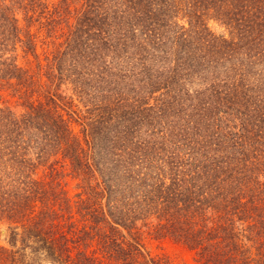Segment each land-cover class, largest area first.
<instances>
[{
  "label": "trees",
  "instance_id": "1",
  "mask_svg": "<svg viewBox=\"0 0 264 264\" xmlns=\"http://www.w3.org/2000/svg\"><path fill=\"white\" fill-rule=\"evenodd\" d=\"M1 230L0 264H264V0H0Z\"/></svg>",
  "mask_w": 264,
  "mask_h": 264
},
{
  "label": "rangeland",
  "instance_id": "2",
  "mask_svg": "<svg viewBox=\"0 0 264 264\" xmlns=\"http://www.w3.org/2000/svg\"><path fill=\"white\" fill-rule=\"evenodd\" d=\"M56 0H53V2ZM45 20H42V25L38 23H34L31 27V33L34 36L35 44H36V53L38 54V60L43 59L44 56V50H46V44L47 41L44 40L45 37V29L43 23ZM211 28L216 33H222L223 30L214 23H210ZM64 31V29H63ZM58 35V33H57ZM61 41V39H60ZM56 43V41L54 40ZM58 42V41H57ZM48 45V44H47ZM45 48V49H44ZM22 65L28 69V73L31 74V76L34 78L36 84H32L27 89V96L28 98H31V100L36 101H45V98L48 96L46 94L49 89V85L46 83V79L42 76H40V70L38 69V66H36V60L33 59V57H28L27 61H21ZM43 63V61H41ZM37 83H40L42 88L37 86ZM38 88V89H36ZM4 96L9 101H12V97L8 95V91H5ZM59 110L64 117L68 121V125L71 129V131L74 134H77L79 131L78 124L76 123L75 116L70 114L68 110L65 108ZM57 170L60 174L58 178L61 179L62 184L64 185L65 189L68 191V194L73 196L80 192V183L79 179L70 173V171L65 167V165L57 164ZM3 232V233H1ZM0 232V238H3L5 235V230H1ZM140 241L142 250L145 254H149L151 257L154 258H163L164 260H167L171 264H200L198 263V259L195 256L193 251H190L186 247H184L181 244H178L168 238H155L153 236L148 235L145 232L140 233ZM135 264H138L135 263Z\"/></svg>",
  "mask_w": 264,
  "mask_h": 264
},
{
  "label": "water",
  "instance_id": "3",
  "mask_svg": "<svg viewBox=\"0 0 264 264\" xmlns=\"http://www.w3.org/2000/svg\"><path fill=\"white\" fill-rule=\"evenodd\" d=\"M1 233H3V232H1Z\"/></svg>",
  "mask_w": 264,
  "mask_h": 264
}]
</instances>
